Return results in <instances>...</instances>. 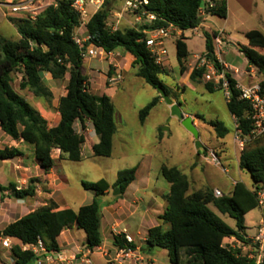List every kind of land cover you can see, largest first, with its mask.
Returning a JSON list of instances; mask_svg holds the SVG:
<instances>
[{
  "label": "trees",
  "instance_id": "obj_1",
  "mask_svg": "<svg viewBox=\"0 0 264 264\" xmlns=\"http://www.w3.org/2000/svg\"><path fill=\"white\" fill-rule=\"evenodd\" d=\"M202 0H148L147 9L156 20L141 24L137 29L112 31L107 26L110 16V2L105 0L103 7L88 22L89 43L106 53H127L131 58V68L135 76L153 89L161 88L167 96L169 89L160 80L165 75L162 66L155 64L144 41V30H153L171 24L180 31L197 28L201 24L199 13ZM209 2L213 7H209ZM202 10L211 16L225 19L227 16L224 0H209L203 3ZM199 25L196 26V21ZM15 27L16 41L0 38V130L12 140H22L33 148V154L39 167L47 173L54 166L51 156L53 150L60 151L59 159L70 162L81 160V147L84 143L85 122L92 123L98 143L92 147L94 157H109L112 152V139L115 134L114 107L106 95L96 96L89 91L87 77L82 75V60L77 46L72 40V33L78 24L77 15L71 10L68 1L55 0L34 20L10 19ZM204 37L205 58L220 69L215 52L214 38L218 32L202 31ZM247 46H238V51L247 63L264 75V54L258 49L264 48V33L250 30L245 34ZM176 59L180 73H184L183 61L188 56L184 38L175 40ZM49 73L54 80L62 81L68 75L65 95L59 99V122L49 128L40 114L18 94L12 87V76L20 75L18 90L28 91L33 98L50 103L52 95L43 82V75ZM206 68H193L189 74L192 82L200 81ZM230 98L226 107L235 119L239 138L245 140L238 158V168L248 172L254 189L249 190L241 182H236L229 195L220 198L213 196L211 189L198 190L187 194L189 183L187 177L175 167L162 166L160 174L169 183L166 196V210L159 217L161 224L148 230L145 250L157 249L168 253L172 264H254L243 254L240 247L224 244L225 239L233 237L246 244L243 237L244 216L259 207L258 192L264 189V137L250 139L252 122L250 107L239 99L235 89V80L225 73ZM264 85V82L262 83ZM218 86V85H217ZM204 89L213 93L216 85L204 82ZM220 88V86H218ZM221 90V88H220ZM159 94L138 111V121L143 124L151 110L161 100ZM196 118L212 127L217 139L224 138L228 131L219 121H206L203 115ZM81 123V133L76 134L73 125ZM21 155L14 148L0 149V160H9ZM136 168L117 172L114 187L122 193L135 179ZM31 179L26 188L16 189L13 184L0 185V193L9 192V197L24 200L35 194ZM82 188L94 195L92 203L81 206L76 212L72 210L56 211V205L49 201L46 205L30 212L24 217L9 223L0 231V238L9 237L23 245H34L40 239L47 252H57V237L63 229L76 226L85 234L86 248L97 249L102 244L101 206L98 198L104 195L109 185L103 179L96 182L82 183ZM212 205L221 215H227L235 222V229L230 228L210 209ZM119 249H133L131 245H121ZM16 264H33L32 252H21L18 246L11 249ZM261 264H264V260Z\"/></svg>",
  "mask_w": 264,
  "mask_h": 264
},
{
  "label": "crops",
  "instance_id": "obj_2",
  "mask_svg": "<svg viewBox=\"0 0 264 264\" xmlns=\"http://www.w3.org/2000/svg\"><path fill=\"white\" fill-rule=\"evenodd\" d=\"M11 1L12 0H0V38H3L2 36H5L7 33H10L12 35L14 34L16 37H18L15 27L9 21L10 19L17 18L7 17L5 15L6 10L4 5L10 3ZM54 1L55 0H52L53 3ZM224 1L226 3L227 9V2L226 0ZM205 20L206 17L203 18L202 21ZM200 28H202L203 30L206 29L204 24L201 23L197 28L190 31L197 32L200 31ZM184 32L185 31H180L177 35L184 38ZM221 32L222 34H225L224 31ZM247 32L248 31L244 32L243 35L245 36ZM225 36L228 39V36L226 34ZM247 44L239 45L247 46ZM263 49H258V51L260 52ZM188 54H190L189 51ZM222 62L225 63L224 61ZM225 64L231 71L233 69H236L232 66H228L227 63ZM131 69L132 68L130 64L128 66H121L118 63L117 59L115 60L114 66L106 60L89 58L82 61L81 73L82 75L87 77L89 83V91L92 94L96 96L106 95L110 99L114 107L115 116V106L112 97L114 96L115 92L111 93V89L114 86L119 87L124 82L126 76L130 75ZM116 72L120 73L121 75L120 82L116 84H108L109 79L113 77ZM66 75L62 81L54 80L49 73L43 75V82L52 95L50 103L33 98V96H31V94L26 90L20 91L14 88V90L18 94L23 96L25 100L40 114V116L46 121L49 128L55 127L60 119L57 108L59 99L65 95V87L68 82V78H66ZM132 75L133 77H136L135 72H133ZM232 78H234L235 80L242 79L238 74L236 75V77ZM249 79L250 78H246L241 82L247 84L250 82ZM163 104H165V102L161 99L154 108ZM166 110L169 111V107L167 105ZM169 112L167 116H170ZM181 112L183 113L184 117L191 116L190 113L184 112L182 111V109ZM172 118L173 117H171L170 119ZM177 122L178 125L182 127L178 119ZM192 122L193 125L197 128V121L193 117ZM73 130L76 134L81 133V123L79 121H77L73 125ZM166 132L167 131L164 130V133H161L158 131V129H155L152 134L154 152H152L151 154L141 155L137 161L128 162L126 158L128 149L127 147L130 144V136L123 135V131H121L115 124V134L112 139V152L108 158L126 162L128 165L114 170V180L112 182L106 181L109 185V189L104 193V195L98 198L101 206L100 229L102 235V244L97 249L89 250L86 248L85 234L82 230L78 229L76 226L65 228L56 239L58 251L50 252L48 254V256L53 258V262L45 264H88L86 263V261H88L89 264H159L158 256L163 258V264H172L169 260L167 251L163 250V252H160L154 250L152 252H148L147 250H145V241L147 238L148 230L161 224L159 217L166 210V196L169 193L170 185L162 178L160 174L161 167H175L185 175V173H183L181 169H179L178 165H167L165 163L166 159L164 158L170 156L172 152V148L167 143H165L167 135ZM83 136L84 143L81 147V160L77 163H81L85 159H91L92 157H94L92 155V147L98 143L99 139L95 134L92 123L90 121L85 122V131L83 132ZM5 147L19 150L21 155L9 160H0V185L3 187H7L9 184H13L18 190L26 188L29 180L34 179L36 181L34 183V196L28 197L24 200H16L10 198L8 195L9 192H5L3 194L0 193V223L6 218H9V220L0 227V231L9 223H12L29 214L30 212L38 209L39 207L46 205L49 201H52L56 205V211L72 210L74 212H76L81 206L92 203L94 195L92 192L86 191L81 188V183H83L82 181H80L81 185H77V187L71 189L70 177L64 169L65 164L69 161L64 158L59 159V150H53V154L51 156L55 161L54 166L47 173H45L39 167L37 161L35 160L33 148L31 146L24 144L22 140H12L0 130V149H3ZM241 151L242 150H240L237 143L234 142V155L237 160L236 166L239 171L240 169L238 168V158ZM236 153H238V155H236ZM202 158L205 161V157L203 156V154L202 156L199 155L198 151L197 161L200 162ZM193 167L194 165L191 164L190 168L192 169ZM129 168H136L135 179L125 188L122 193L120 192L119 194L113 195V192L116 189L113 185L116 180L117 172ZM224 172L226 173L227 170H224ZM161 179H163L164 182ZM99 180H101V178ZM193 181L198 182L199 178L195 176ZM236 182L239 181L232 182L231 188L226 195L230 194ZM207 188L211 189L212 191H220L216 187H205L194 190H190L188 188L187 194L189 195L195 191L204 190ZM12 201L14 202L12 203ZM74 204L76 205L73 206ZM7 205L10 206V209L7 208ZM2 206L5 207L2 208ZM257 225L258 223L255 226L256 229ZM123 230L128 236L132 238V243H130L129 245H131L133 249H131V253H129L127 257L123 255L119 256L118 253L120 249L117 245H115L116 239L121 245L125 247L128 245L123 239V234H121ZM242 235L246 240L248 239V247H245L244 244L236 241L233 237L225 239L223 243L228 244L232 247H240L242 252L247 251L250 244L249 239L253 237H248L247 235H245V233H243ZM12 242L15 245H20V242L16 239H14ZM2 252V256L6 257L8 252L4 250H2ZM42 257L43 255H40V258ZM2 263L4 262L0 260V264Z\"/></svg>",
  "mask_w": 264,
  "mask_h": 264
},
{
  "label": "rangeland",
  "instance_id": "obj_3",
  "mask_svg": "<svg viewBox=\"0 0 264 264\" xmlns=\"http://www.w3.org/2000/svg\"><path fill=\"white\" fill-rule=\"evenodd\" d=\"M109 2L110 16L108 24H113L116 21L115 14H120L121 18L118 30L137 29L140 26V22L135 21L134 16L124 10L125 0H109ZM226 2V19L211 15L207 16L206 12L201 10L199 14L201 23L204 24L206 27L205 31L208 33L224 31L228 36L227 39L225 34L220 35L222 41L220 60L227 63L228 66L239 70L238 75L242 79H238V81L241 82L246 78H250L251 70L260 79L262 77L258 75L255 68H250L245 57L237 50L238 46H240L239 44H247V39L243 35L244 32L258 30L264 33V0H226ZM205 17L206 20L202 21ZM202 31L203 29L200 28V31L197 32L190 30L184 32V41L190 54L183 61V68L185 70L183 74L179 71L180 67L177 63L175 49V40L180 38V36L175 34L165 43L167 60L162 67L166 73L160 76L162 83L169 89V98L172 102L179 107L181 106L182 111L190 113L191 117L197 121L198 140L201 142L202 149L196 150L191 134L178 125L176 118L170 119L171 117L167 116L169 111L166 110L165 104L152 109L145 123L142 125L139 123L138 111L146 106L158 92L147 85L143 79L133 77L134 69L130 70V75L126 76L124 82L119 87L114 86L111 89V93L115 92L114 96H112L115 106L114 122L123 131V135L130 136L126 158L128 162L137 161L141 155L154 152L153 132L155 129H158L159 132L164 133V130H166L165 143L172 148V152L170 156L164 158L166 159L165 163L167 165H178L179 169L188 177L190 190L216 187L223 195H226L233 181H239L249 190H253L254 185L248 172L239 171L236 166L237 160L234 155L235 120L234 118L232 120L227 110L222 90L216 85L213 93L207 92L203 87V83L207 82L204 76L197 82L189 80L191 70L198 68L201 64L204 52ZM2 37L13 41L18 39V37L10 33ZM260 53L264 54V49ZM118 54L119 56L116 59L121 66L131 64L132 58L127 53L119 50ZM227 73L232 77H236L237 75L230 69H227ZM12 78L11 85L13 89L18 90L17 86L20 81V75L15 74ZM66 78H68V75H66ZM252 80V78L249 79V81ZM198 114L203 115L206 121L212 120L222 123L228 131L227 135L222 139H217L214 129L196 118ZM198 151L199 155L202 156L203 154L205 158L209 157V152L214 153L219 161V165L205 162L203 158L198 162ZM191 164L194 165L192 169L190 168ZM127 165L126 162L109 159L108 157H92L91 159H85L81 163L69 161L65 164L64 169L70 177L71 189H74L77 185L82 184H80V181L91 183L101 178L112 182L114 180V170ZM223 170H227V172L225 173ZM195 176L199 178L198 182L193 181ZM161 180L163 181V179ZM259 192L263 193V206L255 208L244 216V233L248 237H254L256 233L255 226L259 219L264 217V189ZM208 207L225 224L235 229L233 219L227 215L219 214L212 205ZM7 208L10 209V206L7 205ZM8 220L9 218H6L4 221H1L0 227ZM248 243L247 239V243L244 244L245 247H248ZM248 250L243 253L248 254ZM157 251L163 252L161 249H157ZM2 253L0 249V260L2 262L11 263L14 261L9 253L6 257H3ZM158 261L159 264H163L164 260L158 256Z\"/></svg>",
  "mask_w": 264,
  "mask_h": 264
},
{
  "label": "built area",
  "instance_id": "obj_4",
  "mask_svg": "<svg viewBox=\"0 0 264 264\" xmlns=\"http://www.w3.org/2000/svg\"><path fill=\"white\" fill-rule=\"evenodd\" d=\"M69 3L71 10L78 17V24L73 30L72 40L77 46L80 52L81 60L84 61L89 58H98L100 60H106L111 65L115 66V60L119 56L118 52L106 53L102 49L96 48L94 45L89 43V34L87 32V24L90 19L102 9L105 0H66ZM209 1V0H208ZM54 5L52 0H12L10 3L5 4V15L7 17H15L18 19H24L29 21H34L40 13H42L47 7ZM148 0H125L124 10L132 14L135 21L140 22L139 24H149L156 20V16L147 9ZM209 7H213V4L209 2ZM202 10V9H201ZM207 14V13H206ZM209 15V14H207ZM116 21L113 24H108L107 26L112 30H118L119 20L121 18L120 14H115ZM108 22V20H107ZM180 32L175 26L169 24L166 27L144 30V41L145 45L150 52L155 64L163 66L164 62L167 60V50L165 48V43L173 35H177ZM222 32H218L217 37L214 38L215 52L218 60L220 69H217L212 63H210L205 56L201 58L200 67L206 68V73L204 78L208 82H212L215 85L220 86L225 100H229L230 91L228 82L225 79V73H227V65L220 60L221 55V45L222 41L220 35ZM250 68L252 66H249ZM256 70V69H255ZM234 74H238V70H232ZM259 75V74H258ZM262 78L258 79L250 71V78L253 80L247 84H244L238 80H235V89L239 92V99L245 101L250 107V120L252 122V131L250 134V139H257L264 137V75H259ZM121 75L116 72V74L109 79L110 84H116L120 82ZM235 120V119H234ZM235 137L234 142L237 143L240 150L243 149L245 140L239 138V131L236 129L237 125L235 123ZM205 161L212 163L214 165H219V161L214 153L209 152V157L205 158ZM224 171V170H223ZM213 196L215 198H220L223 195L218 190H213ZM258 205L263 206V193L258 192ZM123 239L126 244L132 243V238L128 236L123 230ZM14 239L5 237L0 238V249L8 252L11 255V249L13 246H18L13 244ZM21 252H32L35 256L33 264H45L52 263L53 258L48 256L50 252H47L44 245L40 239L37 240L34 245H23L20 243L18 246ZM248 258L254 261V264H261L264 260V217H262L257 225L256 234L250 239ZM131 253V249L124 248L120 249L119 256H128ZM40 255H43L40 258ZM86 263L89 264L88 261ZM2 264H16L15 260L11 263Z\"/></svg>",
  "mask_w": 264,
  "mask_h": 264
},
{
  "label": "water",
  "instance_id": "obj_5",
  "mask_svg": "<svg viewBox=\"0 0 264 264\" xmlns=\"http://www.w3.org/2000/svg\"><path fill=\"white\" fill-rule=\"evenodd\" d=\"M204 0L200 3V9L203 7ZM199 25V20L196 21V26ZM156 91L158 92L159 96H161L162 100L165 102V104L169 107L170 116L178 119L180 121L181 126L191 134V136L194 139V146L196 150L202 149V145L200 141L198 140L199 133L197 128L193 125L192 117L187 116L184 117L183 113L181 112V109L178 105L174 104L172 100L165 94V92L161 88H157ZM120 190L116 188L113 192V195L119 194ZM264 214V212H263Z\"/></svg>",
  "mask_w": 264,
  "mask_h": 264
}]
</instances>
